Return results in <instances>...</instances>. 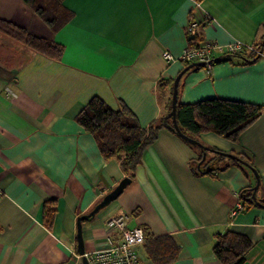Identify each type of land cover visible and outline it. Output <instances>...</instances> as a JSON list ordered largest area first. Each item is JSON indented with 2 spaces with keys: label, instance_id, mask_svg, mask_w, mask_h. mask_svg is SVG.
<instances>
[{
  "label": "crops",
  "instance_id": "0c3cea01",
  "mask_svg": "<svg viewBox=\"0 0 264 264\" xmlns=\"http://www.w3.org/2000/svg\"><path fill=\"white\" fill-rule=\"evenodd\" d=\"M63 4L72 16L52 32L23 0H0V19L63 47L60 56L50 57L0 31V264H82L76 218L124 176L130 182L118 197L82 223L85 252L106 246L114 232L107 219L124 212L126 227L140 225L147 237H170L178 252L169 264H221L212 247L226 230L251 240L243 264H264V208L246 201L230 215L242 189L255 184L250 168L221 159L211 160L210 172L196 171L201 150L161 127L127 175L120 159H105L92 134L75 120L93 95L113 109L124 102L143 126L166 114L169 82L187 64L166 62L162 51L178 55L197 41L185 32L189 0ZM202 5L213 20L201 23L199 38L247 44L263 39L264 0H204ZM205 97L260 106L235 141L210 130L193 137L208 148L209 159L219 150L250 161L263 196L264 57L184 73L177 101ZM51 200L54 214L47 226L43 203ZM137 254L152 263L142 245Z\"/></svg>",
  "mask_w": 264,
  "mask_h": 264
},
{
  "label": "trees",
  "instance_id": "16d2710c",
  "mask_svg": "<svg viewBox=\"0 0 264 264\" xmlns=\"http://www.w3.org/2000/svg\"><path fill=\"white\" fill-rule=\"evenodd\" d=\"M23 1L52 32H57L70 21L72 16V11L63 4V0ZM0 31L28 45L35 51L50 57L60 56L63 49L62 45L58 42L34 35L25 28L2 19H0ZM192 38H196L197 41L201 40V37L199 38L198 36ZM197 41L189 45L197 44ZM255 45L264 52V37ZM260 58L261 56L255 52L242 51L218 55L213 58V63L233 62L237 60L247 64ZM172 83L169 82L171 84L170 91H172ZM259 111V105L248 101L222 97H205L195 102L179 103L177 101L175 116L180 130L192 138H194L193 135L199 132L210 130L224 136L226 139L235 141L239 131L254 119ZM165 115L152 121L147 126H143L124 102H120L119 106L113 109L100 96L93 95L77 112L75 120L85 131L92 134L97 142L100 153L105 159L118 157L124 172L127 175H131L140 161L142 149L156 138L158 130L161 127H165L164 123L167 125L171 124L170 118L164 119ZM187 143L190 144L189 142ZM198 148L201 150V153L196 160V171L203 172L206 166H210V169L206 171L210 172L213 169L211 167V160L218 162L221 159H225L226 163L232 161L233 163L243 165L235 158L221 153L223 151L214 150L213 158L209 159L205 153V158L200 163L199 168H197L204 150L203 148L208 150L204 145ZM236 155L253 166L244 156ZM250 195L251 186L242 189L240 198L242 206L245 205L246 201L255 204L250 200ZM53 203V200L43 203V220L47 226L51 225L53 219ZM143 232L144 242L141 245L144 247L147 258L153 264H169L174 260L178 247L170 237H147L144 228ZM251 245V240L245 234L234 230H226L216 235L212 250L221 264H243L245 253Z\"/></svg>",
  "mask_w": 264,
  "mask_h": 264
},
{
  "label": "built area",
  "instance_id": "2783aa9c",
  "mask_svg": "<svg viewBox=\"0 0 264 264\" xmlns=\"http://www.w3.org/2000/svg\"><path fill=\"white\" fill-rule=\"evenodd\" d=\"M204 0H189L191 7L189 17L185 25L187 36L194 37L200 34L202 22L213 20L211 15L205 10L202 3ZM255 52L264 57V52L255 44H247L239 39L229 42L219 43L206 39H201L194 45H185L178 55L170 50L164 49L162 57L166 62L182 61L184 63L203 62L205 67L213 64V58L224 53L236 52ZM242 208L240 201L231 209L230 215L233 216ZM128 215L118 212L111 215L107 221L108 229H113L107 236V244L102 248L85 252L88 264H153L142 262L137 254V247L144 242V232L140 225L126 227Z\"/></svg>",
  "mask_w": 264,
  "mask_h": 264
},
{
  "label": "water",
  "instance_id": "95a60500",
  "mask_svg": "<svg viewBox=\"0 0 264 264\" xmlns=\"http://www.w3.org/2000/svg\"><path fill=\"white\" fill-rule=\"evenodd\" d=\"M204 67L203 62H192L187 64L174 78L173 83H172V91H171V99H170V110L166 113L164 116V119L170 118L171 119V124L167 125L164 123V126L175 132L178 136H180L183 140L189 142L192 145H196L198 147H203V145L196 139L188 136L187 134H184L180 128L178 127L177 121H176V105H177V90H178V85H179V80L183 76L184 73L188 71H195L200 68ZM203 153L201 156V159L199 163L197 164V168H199L200 163L203 161L205 158V153L206 150L203 148ZM224 155L235 158L237 161L242 163L243 165L247 166L250 168L252 171L254 177H255V184L251 187V195H250V200L257 204L258 206H261L264 208V196H256L257 189L260 184V178L259 174L256 171V169L251 166L246 160L238 157L234 153H229V152H221ZM210 169V166H206L204 168V171H208ZM130 182V178L128 176L122 177L118 183L107 193H105L102 198L94 204V206L86 213L80 214L76 218V233H75V241H76V250L78 255L81 257V262L82 264H88L87 258L85 256V251H84V245H83V237H82V223L84 221H89L91 220L94 215L105 205H107L109 202L112 200L116 199L118 195L122 192V189Z\"/></svg>",
  "mask_w": 264,
  "mask_h": 264
},
{
  "label": "rangeland",
  "instance_id": "374dc122",
  "mask_svg": "<svg viewBox=\"0 0 264 264\" xmlns=\"http://www.w3.org/2000/svg\"><path fill=\"white\" fill-rule=\"evenodd\" d=\"M254 184V183H253ZM253 184H252V186H253ZM251 186V187H252ZM261 194H260V191L258 192V189H257V193H256V196H260ZM264 196V195H263ZM261 197V196H260Z\"/></svg>",
  "mask_w": 264,
  "mask_h": 264
}]
</instances>
